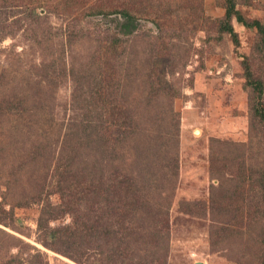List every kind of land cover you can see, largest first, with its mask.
Returning <instances> with one entry per match:
<instances>
[{
	"label": "rangeland",
	"instance_id": "1",
	"mask_svg": "<svg viewBox=\"0 0 264 264\" xmlns=\"http://www.w3.org/2000/svg\"><path fill=\"white\" fill-rule=\"evenodd\" d=\"M235 5L247 22L264 25V0ZM222 7L223 0H0V103L45 100L44 118L58 135L50 147L35 146L40 133L30 130L44 122L40 111L31 126L0 111V204L11 214L0 224V264H79L45 242L49 229L72 224L70 213L47 220L46 212L62 186L52 174L59 141L82 133L81 125L90 137L75 171L95 183L82 182L90 203L78 215L112 213L125 198L114 189L124 175L149 197L136 215L146 230L132 239L135 251L122 245L112 260L264 264V123L252 113L245 74L248 67L263 83L264 115V49L256 28L235 19L237 44L220 33ZM117 10L137 22L125 57L113 60L108 41L120 36L119 18L98 13ZM98 54L108 66L93 63ZM106 86L112 102L94 96ZM105 138L113 156L99 153ZM108 223L118 229L120 217ZM98 245L81 264H106L112 254Z\"/></svg>",
	"mask_w": 264,
	"mask_h": 264
},
{
	"label": "trees",
	"instance_id": "2",
	"mask_svg": "<svg viewBox=\"0 0 264 264\" xmlns=\"http://www.w3.org/2000/svg\"><path fill=\"white\" fill-rule=\"evenodd\" d=\"M235 0H223V19L220 21L218 31L220 33L228 34L235 44H237V36L233 30L231 21L235 19L240 25L246 28H256V31L260 35L261 44L264 49V25H260L258 22H247L240 13L235 9ZM102 16L114 15L117 16L119 21V35H112L109 43V51H111L112 59H119L118 57L122 56L125 52V46L127 43L126 36H130L136 28L137 18L130 12L126 10H117L113 12L102 11ZM123 37V38H122ZM71 40L68 42V47L71 48ZM94 62L97 67L102 68L108 66V58L103 57L101 54L95 55ZM101 56V57H100ZM111 56V54H110ZM125 57V54L122 56ZM96 58L98 60H96ZM123 60V59H122ZM103 64V65H102ZM127 64V62H126ZM103 66V67H104ZM246 83L247 86L251 88V98L250 105L252 109V113L255 117H257L261 122L264 123V115L260 113L259 109V99L263 90V83L259 79H255L251 74L248 67H246ZM113 86H106L103 89L101 94L100 91H94V96H98L99 100L105 101L109 100L112 102V99L115 97L113 92H107L109 88ZM116 92V91H115ZM109 98V99H108ZM88 101H92L91 98ZM47 104L45 100L31 99L27 98H7L1 101L0 103V111L7 112L10 115L15 116L16 114H21L24 117V123L28 126H31L30 115L34 113L36 110L40 111L41 118L44 120L43 123H34L32 124V130L30 131H38L40 134L38 135L35 141V146H46L50 147L52 145V136L55 137V132L53 133V129L55 126H52L50 120L46 121L47 113H46ZM113 108L115 105L112 106ZM45 117V118H44ZM80 125V123L78 124ZM82 133L78 131H74L71 134H65L61 141H59V150H60V158L55 159L54 167L52 169V174L55 178H58V182L62 185L58 189L59 193V202L57 205L49 204V209L51 211L47 214V220L53 219L56 215H64L70 213L72 216V224L69 226H64L61 229H49L46 233V242L49 248L55 251L58 254H62L73 261L81 264V259L84 256L88 255L90 251L94 252L95 249L99 250V242H102L105 250L108 254V260L106 264H124L122 260H112L114 256L121 253L122 245H126V247L130 250H134L137 247L135 240H132L137 236V232H145L146 224L143 223L142 217L141 219H136V215L141 213L144 210L145 200L147 201L149 197L144 198V194L146 192L145 187H139L137 183L133 182L131 177L124 175L122 181L118 182L114 189L122 187L123 194L125 198L122 201H119L117 204H114V210L112 213H104L96 214V212L90 213L89 219H86L84 216L78 215V210L84 204L90 203L89 193L87 192V188L82 187V180L80 178V173L75 171L78 164L79 159L74 160L75 157L78 156L80 145L82 143H86L87 137V127L86 125H81ZM133 132V131H132ZM131 134H125L126 137ZM109 137L115 142L116 138L113 135L109 134ZM58 138V135L55 139ZM131 139V137H129ZM110 142H106L102 140L103 144L101 145V150L99 153H113V142L110 139L105 138ZM37 142V143H36ZM56 144V143H54ZM109 147V149H107ZM107 149V150H106ZM115 152V149H114ZM113 156V154H112ZM264 174V173H263ZM261 175V179H263L264 175ZM85 175V174H84ZM83 175V178H84ZM259 180V181H260ZM86 185H91L95 183V178L93 176L85 177L84 182ZM74 186V187H73ZM108 212V211H107ZM58 213V214H55ZM148 214V213H147ZM116 216L120 217V226L118 229H114V224H109L108 222ZM11 216L5 209H3L2 204H0V224H5V218ZM43 216V215H41ZM148 221L152 222V214H148ZM38 219V228L44 225L46 226V221ZM141 220V221H140ZM126 222L125 229H122L121 224ZM148 222V226L150 228V223ZM139 223L142 225V229L139 226ZM151 229V228H150ZM135 232V233H133ZM150 232L146 234V237ZM131 236V238H130ZM147 239V238H146ZM98 242V243H97ZM97 252V251H96ZM95 253V252H94ZM7 264H12V261ZM126 264H131V262H126Z\"/></svg>",
	"mask_w": 264,
	"mask_h": 264
},
{
	"label": "water",
	"instance_id": "3",
	"mask_svg": "<svg viewBox=\"0 0 264 264\" xmlns=\"http://www.w3.org/2000/svg\"><path fill=\"white\" fill-rule=\"evenodd\" d=\"M196 264H202V263H196Z\"/></svg>",
	"mask_w": 264,
	"mask_h": 264
}]
</instances>
